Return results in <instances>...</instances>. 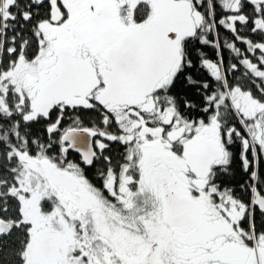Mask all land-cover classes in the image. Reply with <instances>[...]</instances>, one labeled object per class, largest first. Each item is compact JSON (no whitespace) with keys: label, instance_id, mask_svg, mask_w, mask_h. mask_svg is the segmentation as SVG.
I'll list each match as a JSON object with an SVG mask.
<instances>
[{"label":"snow or ice","instance_id":"6c2138e0","mask_svg":"<svg viewBox=\"0 0 264 264\" xmlns=\"http://www.w3.org/2000/svg\"><path fill=\"white\" fill-rule=\"evenodd\" d=\"M0 264H264V0H0Z\"/></svg>","mask_w":264,"mask_h":264},{"label":"trees","instance_id":"16d2710c","mask_svg":"<svg viewBox=\"0 0 264 264\" xmlns=\"http://www.w3.org/2000/svg\"><path fill=\"white\" fill-rule=\"evenodd\" d=\"M221 32H222V35H228V33L226 32V30H224L223 28L221 29ZM241 48H244L245 47V45H243V44H240L239 45ZM207 51H208V53H209V55L210 56H212L213 55V50L212 49H207ZM225 58H226V60L228 59V57H229V51L226 49L225 50ZM257 55H258V53H257ZM115 147V146H114ZM72 158L73 159H78V154H75V153H73V155H72ZM239 178V177H238ZM246 178V177H245Z\"/></svg>","mask_w":264,"mask_h":264}]
</instances>
